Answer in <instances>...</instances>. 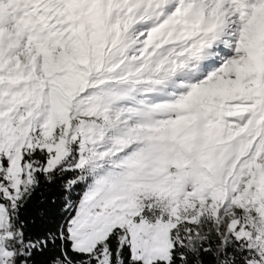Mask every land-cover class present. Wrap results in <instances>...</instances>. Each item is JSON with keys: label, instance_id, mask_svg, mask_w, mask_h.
<instances>
[{"label": "snow or ice", "instance_id": "obj_1", "mask_svg": "<svg viewBox=\"0 0 264 264\" xmlns=\"http://www.w3.org/2000/svg\"><path fill=\"white\" fill-rule=\"evenodd\" d=\"M0 264H264V0H0Z\"/></svg>", "mask_w": 264, "mask_h": 264}]
</instances>
